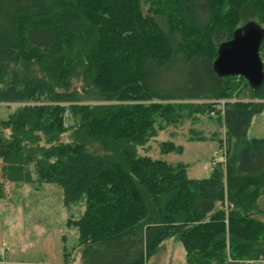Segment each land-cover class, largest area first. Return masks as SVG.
Here are the masks:
<instances>
[{"label":"trees","instance_id":"obj_1","mask_svg":"<svg viewBox=\"0 0 264 264\" xmlns=\"http://www.w3.org/2000/svg\"><path fill=\"white\" fill-rule=\"evenodd\" d=\"M249 24L264 32V0H0V103L16 104L0 120V199L6 183L61 188L81 264H147L176 236L187 264L264 261V140L247 137L264 82L216 69ZM213 100H228L226 154L208 178L147 155Z\"/></svg>","mask_w":264,"mask_h":264},{"label":"rangeland","instance_id":"obj_2","mask_svg":"<svg viewBox=\"0 0 264 264\" xmlns=\"http://www.w3.org/2000/svg\"><path fill=\"white\" fill-rule=\"evenodd\" d=\"M242 99L252 101L250 92ZM15 106L0 103V120L8 119ZM216 117L211 113L210 116L195 114L183 124L158 132L147 155L171 163H185L189 178H208L213 164L224 160L226 154L225 145L218 141L225 139V131ZM191 130L198 133L191 134ZM191 135L195 140H190ZM247 137L264 140V110L253 117ZM167 141L181 146L182 152L162 154L159 145ZM6 185L5 197L0 199V263L68 264L66 257L69 255V264H81V249L74 250L79 232L68 225L70 212L63 206L61 188L53 184H43L39 188L26 183ZM258 205L264 219V196ZM73 212L77 214L78 209ZM147 264H187L180 238L176 236L163 242ZM253 264H264V261Z\"/></svg>","mask_w":264,"mask_h":264},{"label":"water","instance_id":"obj_3","mask_svg":"<svg viewBox=\"0 0 264 264\" xmlns=\"http://www.w3.org/2000/svg\"><path fill=\"white\" fill-rule=\"evenodd\" d=\"M264 32L255 24L237 30L233 40L223 45L216 61L217 71L224 76H240L252 87L264 82V61L260 49Z\"/></svg>","mask_w":264,"mask_h":264},{"label":"built area","instance_id":"obj_4","mask_svg":"<svg viewBox=\"0 0 264 264\" xmlns=\"http://www.w3.org/2000/svg\"><path fill=\"white\" fill-rule=\"evenodd\" d=\"M227 102H228V100H213V101H210V103H212V107H213V110L211 111V114L215 115L216 111L223 109Z\"/></svg>","mask_w":264,"mask_h":264}]
</instances>
